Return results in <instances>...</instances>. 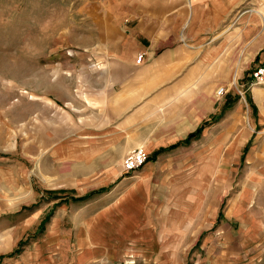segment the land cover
Here are the masks:
<instances>
[{
	"label": "rangeland",
	"instance_id": "1",
	"mask_svg": "<svg viewBox=\"0 0 264 264\" xmlns=\"http://www.w3.org/2000/svg\"><path fill=\"white\" fill-rule=\"evenodd\" d=\"M88 1L0 0V264H264V82L252 75L264 64V0H245L221 25L226 46L212 65L209 131L203 135L201 124L165 148H185L180 157L195 143L211 144V166L195 156L185 169L162 161L140 181L144 167L124 172V152L109 168H84L89 176L72 183L65 177L71 162L62 158L66 129L76 124L75 84L100 66L89 58L76 70L74 51L94 33ZM149 146L135 147L146 151V164L163 156ZM168 176L174 180L165 187ZM161 187L157 202L170 214L163 232H151L140 220ZM117 213L125 222L110 224Z\"/></svg>",
	"mask_w": 264,
	"mask_h": 264
},
{
	"label": "crops",
	"instance_id": "2",
	"mask_svg": "<svg viewBox=\"0 0 264 264\" xmlns=\"http://www.w3.org/2000/svg\"><path fill=\"white\" fill-rule=\"evenodd\" d=\"M244 2L89 0L85 5L88 9L86 15L91 18L95 34L90 38L91 43L74 51L76 57L81 58L77 59L76 70L79 66L83 71L89 58L100 66L92 74V79L75 84L76 124L66 129L68 148L62 158L71 162L67 166L66 180L82 182L84 168H109L124 152L148 144L151 150L163 152V156L159 161L143 166L141 173L144 175L140 181L143 178L148 181L147 175L163 164L162 161H168L165 163L168 168H172L173 161H179L178 166L185 169L193 166L192 158L195 156L205 166H211V144L195 146V143L193 150L192 147L187 149L189 152L180 157H176L178 150L174 151L177 146L165 148L170 142L189 135L201 124L203 135L209 131L203 121L212 108V65L226 46L222 38L226 29L222 31L221 25L226 22L228 13ZM244 15L246 13L240 18ZM213 31L218 40L214 46L211 45ZM140 54H143V59L138 63ZM72 88L62 102L72 103ZM80 88L81 106L78 103ZM149 138H153V142ZM184 149L178 152L183 153ZM71 169L75 172H70ZM167 179L169 182L162 184L165 187L174 180L170 176ZM163 190L161 187V192L155 194L156 209L150 208L145 218L140 220V224L151 232H163L164 217L170 214L163 204L157 202L159 198L163 200ZM242 199L237 197L233 210L239 212L236 216L241 224L245 215ZM171 215L174 216V212ZM224 217L225 222L221 221L220 228L226 233L230 226L226 212ZM108 218L110 224L112 221L125 222L119 213L115 216L109 214ZM252 222L256 223L255 218ZM172 223L177 228L172 231L179 232L180 221L172 220ZM241 234H244V229Z\"/></svg>",
	"mask_w": 264,
	"mask_h": 264
},
{
	"label": "built area",
	"instance_id": "3",
	"mask_svg": "<svg viewBox=\"0 0 264 264\" xmlns=\"http://www.w3.org/2000/svg\"><path fill=\"white\" fill-rule=\"evenodd\" d=\"M143 56L140 55L138 61H142ZM253 77L256 79L257 82H264V64L258 66L254 72ZM225 86H219L216 94L219 97H223L226 94ZM147 162V153L146 151L139 147L133 150H130L124 158L123 161V171L126 173L133 172L141 167H143Z\"/></svg>",
	"mask_w": 264,
	"mask_h": 264
}]
</instances>
